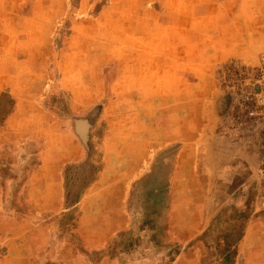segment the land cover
I'll use <instances>...</instances> for the list:
<instances>
[{
  "label": "rangeland",
  "instance_id": "1",
  "mask_svg": "<svg viewBox=\"0 0 264 264\" xmlns=\"http://www.w3.org/2000/svg\"><path fill=\"white\" fill-rule=\"evenodd\" d=\"M144 58H189L185 73L190 58L260 61L228 63L213 86L201 77L200 111L182 112L175 100L170 105L173 94L164 97L169 110L160 109V83L179 86L186 107L190 80H168L153 63L156 93L146 95ZM232 66L260 71L264 95V0H0V264H97L123 251L127 233L170 247L164 218L183 213L166 188L175 140L197 133L193 118L210 119L212 92L217 134L251 137L221 132L234 95L219 78ZM256 146L261 156L245 178V206L218 212L216 264H264V218L251 216L257 198L264 205ZM117 191L134 222L91 250L90 215L105 212L101 203Z\"/></svg>",
  "mask_w": 264,
  "mask_h": 264
},
{
  "label": "crops",
  "instance_id": "2",
  "mask_svg": "<svg viewBox=\"0 0 264 264\" xmlns=\"http://www.w3.org/2000/svg\"><path fill=\"white\" fill-rule=\"evenodd\" d=\"M185 59L189 58H144L145 94L156 93L152 71L154 63L161 75L165 73L167 78L176 77L178 80L177 76L181 75L190 80L192 103L191 105L189 103L190 106H182V102L179 101L181 100L179 86L171 87L167 81L160 83V95L166 98L169 94H173L170 105L175 100V108L182 112L183 110L199 112L202 107L199 101L202 94L199 90L201 77L210 79L213 86L219 70L228 63L255 65L260 61V58H190V62L186 64L192 72L185 73L183 72ZM212 93L210 119L205 121L193 118L195 115L198 117L196 113L192 116V122L197 125V133L181 136L175 140L179 145L174 155L175 162L166 178L168 183L166 188L170 192L177 193L178 199L176 198L174 205L177 211L181 209L183 213L179 211L178 214L176 210L173 213L172 210L164 218L169 228L167 239L170 247L163 250L156 249L146 236L134 237L127 233L129 236L124 241L123 251L121 253L114 251V257L109 260L102 256L97 264H153L158 262L161 256L170 254L174 257L168 262L169 264H210L211 260L212 264H216L217 248L213 235L216 234L215 224L221 222L223 217L218 212L224 206H241L243 202L245 206V197L242 198V192L245 196V178L254 171L261 154L254 138H225L217 134V128L221 125L217 108L219 96L215 91ZM163 98L160 109L169 110L168 103L164 106V102H168V99ZM201 122L204 123L203 131L198 133ZM164 123H167V117L161 119V126ZM118 192L115 194L112 192L111 197L105 198V203H101L105 212L90 215L94 229L86 237L87 248L103 250L125 229L123 225L134 222L123 212L122 207L125 204ZM186 196L187 199L184 200ZM255 201L259 209H256L251 216L257 214L255 220H260L264 218V205L262 206L260 198ZM225 217L233 219L232 216ZM8 257V254L5 255L3 260Z\"/></svg>",
  "mask_w": 264,
  "mask_h": 264
},
{
  "label": "built area",
  "instance_id": "3",
  "mask_svg": "<svg viewBox=\"0 0 264 264\" xmlns=\"http://www.w3.org/2000/svg\"><path fill=\"white\" fill-rule=\"evenodd\" d=\"M219 79L224 88L234 95L233 107L222 125V134L253 137L264 158V95L260 94L261 72L232 66ZM261 168L264 172V162Z\"/></svg>",
  "mask_w": 264,
  "mask_h": 264
}]
</instances>
